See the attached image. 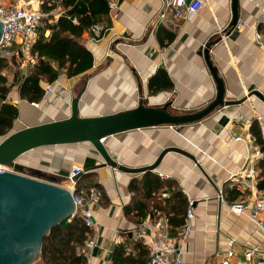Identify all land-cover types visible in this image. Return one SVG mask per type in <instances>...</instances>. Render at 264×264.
Segmentation results:
<instances>
[{"label":"crops","instance_id":"1","mask_svg":"<svg viewBox=\"0 0 264 264\" xmlns=\"http://www.w3.org/2000/svg\"><path fill=\"white\" fill-rule=\"evenodd\" d=\"M34 1L44 9L40 0ZM108 1L115 7H107L104 30L94 37L87 27L80 34L91 53L89 68L72 76L59 69L55 80L45 82L50 89H43L37 102L20 98L16 82L10 85L3 98L17 107L10 130L63 119L70 114L74 98L77 115L85 117L129 109L139 102L167 105L175 114L197 112L216 95V84L203 54L207 43L208 57L222 78L225 98L233 102L214 107L194 122L145 126L108 135L103 143L115 165L105 162L84 140L25 151L17 158L22 172L43 180L54 177L56 184L68 189L67 172L77 165L82 170L76 175L74 187H94L98 191L97 201H89L94 226L88 228L85 238H92L94 244L84 264H109L112 246L117 242L130 244L126 238L145 244L140 234L150 233L156 221L167 216L153 206L152 200L144 216L134 214L137 209L130 181L146 170L164 174L159 176L171 183V188L164 185L154 193L157 199L175 188L186 199H195L192 229L182 245L181 264H221L231 237L236 255L229 258V264H238L245 247L261 244L264 249L262 232L254 221L228 208V203L264 196V190L257 187V161L264 150L251 131V123L256 120L264 141V0H238L237 21L243 23L239 28L229 27L232 0H202L191 17H176L165 0ZM58 8L49 10L52 20L58 16ZM160 11H164L163 17ZM42 25L43 21L37 25L36 34L42 30L47 35L48 29H42ZM33 38L23 45L13 44L23 63L28 61L26 55L32 56L30 65L35 59L28 51ZM160 68L173 85L150 90L149 79ZM22 69L19 67V73L24 74ZM233 135L242 139L235 140ZM256 148L262 155H253L252 161L246 162ZM147 166L153 167L144 169ZM249 169H254L253 176H247ZM219 189L227 203L218 199ZM138 217L140 221H134ZM31 264H41V258Z\"/></svg>","mask_w":264,"mask_h":264},{"label":"trees","instance_id":"2","mask_svg":"<svg viewBox=\"0 0 264 264\" xmlns=\"http://www.w3.org/2000/svg\"><path fill=\"white\" fill-rule=\"evenodd\" d=\"M43 8L48 11L59 6L64 14L58 15L54 20L48 15L43 18L42 29H48L47 35L41 30L29 44V54L34 56V62L24 74L19 73L17 67L12 75V81L17 84L20 98L29 102H37L43 94V84L52 82L57 77L59 69H63L66 76L80 73L91 66L90 51L80 39V34L95 22L105 20L107 13L106 0H40ZM74 16L76 22L67 17ZM51 18V19H50ZM13 55L0 54V137L6 134L13 120L17 116V107L11 102L3 100L9 92L10 81L5 73ZM51 61L55 62V65ZM167 72L160 68L151 76L148 82L150 90L172 87ZM251 131L256 142L264 150V141L261 136L259 124L256 120L251 123ZM257 187L264 190V155L258 159ZM90 176L86 174L85 177ZM78 180L75 182V184ZM130 185L134 208L138 216H144L149 208L150 200L153 206L159 208L168 217L170 234L177 233L178 227L184 221L186 196L180 189H171L168 196L159 198L154 193L164 185L171 188V183L163 180L157 173L146 170L140 178H133ZM78 190L77 188H75ZM126 209V208H124ZM126 213V211H124ZM141 218H134L138 222ZM88 227L76 216H71L66 222L53 225L43 236L40 248L41 264H84L79 247L88 234ZM130 242L115 243L109 254V264H148L149 251L140 239H129Z\"/></svg>","mask_w":264,"mask_h":264},{"label":"water","instance_id":"3","mask_svg":"<svg viewBox=\"0 0 264 264\" xmlns=\"http://www.w3.org/2000/svg\"><path fill=\"white\" fill-rule=\"evenodd\" d=\"M237 3L232 0L230 28L238 22ZM209 47V43L205 44L203 54L216 84V95L197 112L175 114L167 105L146 106L139 102L129 109L85 117L77 115L74 98L67 117L9 130L0 137V165L6 167L0 170V264H30L38 257L40 260L43 236L73 210L69 189L56 184L54 177L48 176L50 181L23 173L19 155L40 145L86 140L105 162L114 164L103 143L108 135L145 126L194 122L214 107L233 102L225 98L222 78L208 57Z\"/></svg>","mask_w":264,"mask_h":264},{"label":"built area","instance_id":"4","mask_svg":"<svg viewBox=\"0 0 264 264\" xmlns=\"http://www.w3.org/2000/svg\"><path fill=\"white\" fill-rule=\"evenodd\" d=\"M166 6L170 7L173 14L176 17H191L196 13L202 4V0H165ZM109 10L115 7L113 1L107 2ZM63 9H56V16L63 14ZM50 11H46L37 5L35 1H22L13 0L7 2H0V54L4 55H17L18 47H14L13 44H22L24 41L31 40L36 34V27L39 25L43 18L49 15ZM160 17L164 16V11H160ZM71 22H76L74 16L70 17ZM243 23L237 22L233 28H239ZM88 30L93 33V36H98L103 30L104 25L102 22H95L88 26ZM259 36V35H258ZM21 45V46H22ZM23 48V46H22ZM27 60L32 62V56L26 55ZM44 92L49 91V83H45ZM231 132V129H228ZM233 139L240 140V135H233ZM250 140H254V137L250 135ZM254 157L262 155L261 150L256 148L252 156L246 157L247 161H252ZM6 169L5 166L0 165V170ZM82 170L80 166L73 165L67 172L66 179L69 182L68 189L70 191L71 199L73 202V210L69 217L78 216L84 225L88 228L94 226L92 218V212L89 207V201H97L99 197L98 191L94 188H83L76 190L74 185L76 182V175ZM164 176V174L159 173ZM254 169H249L247 176H253ZM218 199L227 203L223 197L221 189L217 192ZM195 199L191 196H187V203L185 208L184 221L177 229V233L171 235L169 233V224L167 216H163L156 221L154 229L145 234H140L144 238L145 244L149 250L148 264H181L183 249L182 245L186 243L188 235L192 229V219L195 215L194 212ZM228 208L237 213L245 214L252 219L257 228L262 232V240L264 243V196L253 198L250 201H236L228 203ZM234 238L228 239V248L225 252V256L221 259V264H229V258L236 255L233 248ZM93 239L87 237L84 239L80 248V253L84 260L89 257L90 250L93 246ZM261 244L254 246H247L242 251V256L238 257V264H264V249Z\"/></svg>","mask_w":264,"mask_h":264},{"label":"rangeland","instance_id":"5","mask_svg":"<svg viewBox=\"0 0 264 264\" xmlns=\"http://www.w3.org/2000/svg\"><path fill=\"white\" fill-rule=\"evenodd\" d=\"M7 1H10V0H0V2H7ZM11 1H13V0H11ZM22 58H21V56H17V55H14V57H13V60H11L10 61V63H9V67H7L4 71H5V73H6V75H7V77H8V79L10 80L11 79V85L12 84H15V81L13 82L12 81V75L15 73V71H16V69H17V67H18V69H19V67H21L22 66V70H23V72H25L26 70H27V68L30 66V64H29V62L30 61H27L26 63H23V60H21ZM23 63V64H22ZM21 73V72H20ZM22 74V73H21ZM67 220V217H65V218H63L62 220H61V222L63 223L64 221H66ZM36 259H38V258H36ZM36 261V260H35ZM34 261V262H35ZM31 264V263H30Z\"/></svg>","mask_w":264,"mask_h":264}]
</instances>
